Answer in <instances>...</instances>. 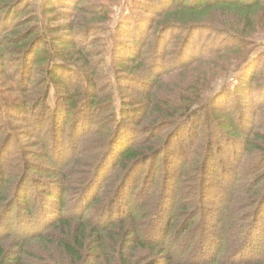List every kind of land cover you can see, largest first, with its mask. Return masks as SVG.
Listing matches in <instances>:
<instances>
[{
    "label": "trees",
    "instance_id": "16d2710c",
    "mask_svg": "<svg viewBox=\"0 0 264 264\" xmlns=\"http://www.w3.org/2000/svg\"><path fill=\"white\" fill-rule=\"evenodd\" d=\"M262 39L264 0H0V264H264Z\"/></svg>",
    "mask_w": 264,
    "mask_h": 264
},
{
    "label": "rangeland",
    "instance_id": "374dc122",
    "mask_svg": "<svg viewBox=\"0 0 264 264\" xmlns=\"http://www.w3.org/2000/svg\"><path fill=\"white\" fill-rule=\"evenodd\" d=\"M124 6H125V5H124ZM124 6H123V7H124ZM129 6H130V3H129ZM129 6H128V7H129ZM119 10L122 11L121 9H119ZM132 10H133V9H128V8H127L126 11H125V13H123V15H121V16H125L127 12H128V13H131ZM134 10H135V9H134ZM101 40H102L101 42H103V36L101 37ZM197 40H198V41H197L198 44H200V43L202 42L201 39H197ZM260 43H261L262 45H258L257 48H256V50H258V52H264V39H262V40L260 41ZM232 101H233V100H232ZM30 185H32V186H36V185H34L33 182H31ZM11 199H12V198H11ZM14 216H15V215L13 214V215H12L13 220H14V218H15Z\"/></svg>",
    "mask_w": 264,
    "mask_h": 264
}]
</instances>
